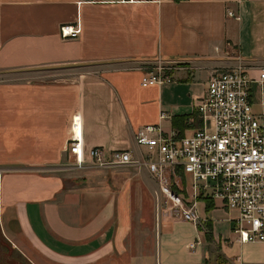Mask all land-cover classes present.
<instances>
[{
	"label": "crops",
	"instance_id": "0c3cea01",
	"mask_svg": "<svg viewBox=\"0 0 264 264\" xmlns=\"http://www.w3.org/2000/svg\"><path fill=\"white\" fill-rule=\"evenodd\" d=\"M74 22L78 35L61 39ZM240 64L264 123V0H0V263L15 264L14 252L26 264H264V242L234 241L219 208L202 227L157 214L151 252L129 254L128 206L156 183L143 167L86 156L94 146L138 155L145 125L189 134L206 80ZM149 66H169L171 82L141 85ZM72 117L80 168L65 149Z\"/></svg>",
	"mask_w": 264,
	"mask_h": 264
},
{
	"label": "built area",
	"instance_id": "2783aa9c",
	"mask_svg": "<svg viewBox=\"0 0 264 264\" xmlns=\"http://www.w3.org/2000/svg\"><path fill=\"white\" fill-rule=\"evenodd\" d=\"M227 15L233 16L229 11ZM79 29L77 22L62 24L58 34L61 39H71ZM170 70L169 66L145 70L140 84L169 83ZM255 81L263 99L264 67ZM251 82L241 64L214 72L193 104L199 125L189 134L163 131L158 124L145 125L134 135L138 155L128 149L105 151L94 146L86 151L90 165L143 167L171 215L202 227L207 222V200L211 209L219 208L228 215L234 241L264 242V123L252 109ZM76 121L72 117L65 149L72 155L74 167L80 168L83 156ZM198 243L195 238L187 247L192 249Z\"/></svg>",
	"mask_w": 264,
	"mask_h": 264
},
{
	"label": "rangeland",
	"instance_id": "374dc122",
	"mask_svg": "<svg viewBox=\"0 0 264 264\" xmlns=\"http://www.w3.org/2000/svg\"><path fill=\"white\" fill-rule=\"evenodd\" d=\"M155 66L146 67L145 70H154ZM78 70L77 68L70 69L69 71ZM60 71L54 70H39L33 73L37 78H54L55 74ZM41 77H40V76ZM53 75V77H52ZM94 167V166H92ZM122 167H108V168H123ZM125 168V167H124ZM131 170H137L138 167H130ZM152 185V184H151ZM153 186V185H152ZM152 193L148 192V199L145 203L130 204L128 206L129 213V238H128V249L129 254H142L147 255L151 252V246L153 242V233L156 224L157 214H170L169 210L166 209V205L163 199L156 194V188L153 187ZM147 189L145 188V191ZM12 257L16 261L15 264H26L20 257L12 252Z\"/></svg>",
	"mask_w": 264,
	"mask_h": 264
},
{
	"label": "trees",
	"instance_id": "16d2710c",
	"mask_svg": "<svg viewBox=\"0 0 264 264\" xmlns=\"http://www.w3.org/2000/svg\"><path fill=\"white\" fill-rule=\"evenodd\" d=\"M177 118H172L171 119V124L172 125H174V122H175V120H176ZM195 120H197L196 119V117H195ZM197 123L199 124V121L197 120ZM211 209V203H210V201H204V210H205V212L206 211H208V210H210Z\"/></svg>",
	"mask_w": 264,
	"mask_h": 264
},
{
	"label": "water",
	"instance_id": "95a60500",
	"mask_svg": "<svg viewBox=\"0 0 264 264\" xmlns=\"http://www.w3.org/2000/svg\"><path fill=\"white\" fill-rule=\"evenodd\" d=\"M0 264H2V263H0Z\"/></svg>",
	"mask_w": 264,
	"mask_h": 264
},
{
	"label": "bare ground",
	"instance_id": "6f19581e",
	"mask_svg": "<svg viewBox=\"0 0 264 264\" xmlns=\"http://www.w3.org/2000/svg\"><path fill=\"white\" fill-rule=\"evenodd\" d=\"M78 124V123H77Z\"/></svg>",
	"mask_w": 264,
	"mask_h": 264
}]
</instances>
